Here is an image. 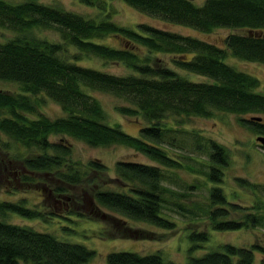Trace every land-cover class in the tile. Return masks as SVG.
<instances>
[{
	"label": "trees",
	"instance_id": "1",
	"mask_svg": "<svg viewBox=\"0 0 264 264\" xmlns=\"http://www.w3.org/2000/svg\"><path fill=\"white\" fill-rule=\"evenodd\" d=\"M80 1L93 7L100 4L96 3L99 0ZM122 1L168 24L201 32H212L218 27L234 30L226 33L220 43H212L147 22H138L132 27L115 24L103 12L96 19L85 17L58 2L0 0V81L16 83L18 88L16 92L0 89V164H7V159H2L5 154L6 158L13 159L11 162H18L20 158L18 164L27 173L21 171L19 179L31 181L33 175H48V194L69 203L67 207L64 204V214L49 209L48 218H83L76 207L85 203L93 211L99 208L105 213L103 209L107 210L109 217L124 222L123 225L130 219L168 230L173 222L161 214L166 204L193 215L191 209H184L177 200L185 193L162 182L166 176L163 166L171 169L182 166L162 146L165 136H168V146H181L169 135L178 129L176 124H183L190 116L206 117L220 111L235 114L257 135L264 134L261 119L264 85L225 59L231 55L243 61L264 63V0H202L200 4L193 0ZM44 29L56 31L61 42L39 35ZM107 35H114L122 45L116 47L95 40ZM67 45L76 52L69 51ZM82 54L120 63L127 72L117 75L85 66L79 62ZM161 54L168 56L167 61L159 57ZM187 73L205 76L207 80H193ZM94 92L122 101L121 105L112 107L119 115L136 119L139 124L136 133L122 130L117 122L111 123ZM48 99L61 109L59 116L47 117L38 110L41 102ZM250 115L260 119L251 120ZM54 134L61 140L50 138ZM71 137L89 146H128L155 164L118 159L113 164V177L104 183L95 181L93 173L96 172L90 171L108 172L107 166L97 159H87L82 164L71 160ZM207 144V159L199 161L204 169L198 170L206 180L219 182L228 151L214 140H208ZM23 152L29 156H22ZM236 180L246 183L238 177ZM76 187L84 188L79 196L70 193ZM224 195L218 185H209L208 201L202 211L206 212L211 228L232 231L264 225V206L255 199L251 208L256 211L251 212L247 206L228 202ZM24 200H0V264L19 261L83 264L92 257L94 249L82 243L62 240L29 224L9 223L4 216L11 212L30 218L43 217L38 207L26 206ZM261 207L263 211L259 212ZM228 209L242 210V218L226 217ZM125 229L128 230H124L126 237H138L134 229L129 226ZM208 235L206 229L190 233L192 242L186 249L188 256L183 264H264V246L255 242L244 247L222 242L201 255H193V250ZM105 264L174 263L157 251L147 254L112 250L106 253Z\"/></svg>",
	"mask_w": 264,
	"mask_h": 264
},
{
	"label": "rangeland",
	"instance_id": "2",
	"mask_svg": "<svg viewBox=\"0 0 264 264\" xmlns=\"http://www.w3.org/2000/svg\"><path fill=\"white\" fill-rule=\"evenodd\" d=\"M193 1L200 4L202 0ZM40 2L51 4L58 2L63 8L83 14L85 17H94V19L106 13L105 16L107 15L115 24L125 25L126 27H132L138 22H147V24L155 25L158 28H165L168 31L175 30L179 33L189 34L190 36L194 35L199 37V39H205L212 43H220L226 33L234 30L227 27H218L213 29L212 32H201L188 26H178V24L173 23L168 24L166 21L158 20L153 16H147L145 13L136 11L135 8L128 4L126 5L122 0H99V2H96L100 3L99 6L96 5L94 7L91 4L82 3L80 0H40ZM5 33L7 34V32ZM38 34L54 42H61L56 31L53 33L50 29H44L43 31L40 30ZM95 40L116 47L122 45V41L114 35L102 36ZM67 46L69 51L76 52L72 46ZM69 51L67 54L70 53ZM81 56L82 58H80L79 62L85 66H93L107 71V73L112 72L117 75L127 72V69L120 63L118 64L110 60L106 61L90 54H82ZM159 57H163L166 61L168 59L166 54H161ZM225 59L233 67L254 75L255 78L257 77L259 83L264 85L263 62L243 61V59L232 57L231 55H228ZM168 64L170 67H174L169 62ZM176 70L180 72V70ZM187 76L193 80H207L205 76L202 77L201 75L187 73ZM0 89L2 91L16 92L18 88L16 83L0 81ZM94 94L101 100L103 107H105L109 114L111 123L117 122L122 130L124 129L131 134L136 133L139 125L136 119L125 115L121 116L112 107L116 104L121 105L122 101L106 93L94 92ZM38 110L47 117H57L62 113L58 105L50 99L41 102ZM261 119L264 121V114H262ZM167 121L169 124H173L170 120L167 119ZM176 126L178 129L176 128L177 130L173 132L174 134L169 133V135H173L175 142L181 146H176L175 148L174 146H168V136H165V143L162 146L166 148L168 154L174 157L175 160L179 159L182 166L177 167V169H171L162 165V169L166 175L162 182L165 186L168 185L169 188L185 193V195L178 196L177 200L180 201L184 209H191L193 215L188 216L184 210L177 211L175 206L172 205L171 208L169 204L168 206L166 204V207L161 208L164 211L161 214L173 222L171 228L168 230L139 220L135 222L128 219L127 225H123L121 223L124 222L109 217L108 212H106L107 210L105 211L102 207L101 209L105 213L99 208L93 211L91 206L85 203L83 206L80 204V206L76 207L77 210L82 212L83 218L75 216H69L67 219L55 216L48 218L49 209L52 212L64 214L62 210L69 203H62V199L55 200L48 194V175L35 176L33 175L34 173H31L33 175L31 181L19 179L18 174L21 171L27 173L25 169L21 170L20 164H18L20 158L18 162H11L13 159L10 157L6 158L4 154L2 155V159H7V164H0V200L6 199L11 202L19 201L22 198L25 199L24 205L30 207L36 206L43 214V217L36 216L30 218L11 212L4 216L5 219L9 223H19V225L29 224L43 232L49 231L52 235L62 240L67 239L74 243L79 242L85 247L94 249L92 257L83 264H105V255L108 251L112 250H132L147 254L157 251L162 258L168 259V261H172L174 264H183L188 256L186 249L189 248L192 242L189 235L194 230L201 231L206 229L209 235L206 240L199 243L197 249L193 250V255H201L202 252L212 249L222 242H228L230 245L234 244L240 247L248 246L254 242L264 246V225H255L253 228L247 226L243 227V229L238 228L232 231H219L211 228L212 226L208 221L206 212L202 211V206L208 201L206 196H208L210 184L218 185L228 202L247 206L251 212L256 211L255 208H251L252 204H254V199L255 202L264 206V145L259 146L256 142L255 136L257 134L250 128H247L242 121H239V118L235 114L220 111H216L212 116L203 117L195 115L194 117H187L184 119L183 124H176ZM2 138L4 137L2 136ZM50 138L61 140V137L57 134L52 135ZM208 140H214L216 144L223 145L228 151V161L225 165L221 166L222 173L220 174L221 178L219 182L206 180L205 176L198 170L204 169V166L200 165L199 161L207 159ZM70 142L71 160L82 164L87 159H97L107 166L108 172L90 171L91 173L96 172V174L93 173L95 181H102V183H104L105 179L109 180L110 177H113V164L118 159L155 164L152 159L128 146H121L120 144L102 147L89 146L84 141H79L73 137L70 138ZM23 153V155L21 154L22 156H29V153ZM188 166L191 169L187 168ZM236 177L245 180L246 183H242V181L238 182ZM252 184L256 185L255 188H253ZM83 191L84 188L81 190V187H76L70 193L74 192V196H79ZM258 211L262 212L263 207ZM241 214L242 210L234 211L228 209L226 217L241 219ZM127 226L136 231L137 238L134 235L125 236L127 234H125L124 230L128 232L125 229ZM67 227L72 230H69ZM257 255L255 256V262L258 258ZM18 264L27 263L19 261Z\"/></svg>",
	"mask_w": 264,
	"mask_h": 264
},
{
	"label": "water",
	"instance_id": "3",
	"mask_svg": "<svg viewBox=\"0 0 264 264\" xmlns=\"http://www.w3.org/2000/svg\"><path fill=\"white\" fill-rule=\"evenodd\" d=\"M249 119L258 121L260 119V116L257 117L256 115H250ZM255 140L259 145H264V134H259L258 136L256 135Z\"/></svg>",
	"mask_w": 264,
	"mask_h": 264
}]
</instances>
